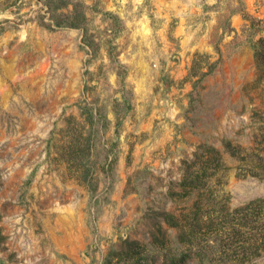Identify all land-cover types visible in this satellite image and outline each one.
<instances>
[{
    "label": "rangeland",
    "instance_id": "rangeland-1",
    "mask_svg": "<svg viewBox=\"0 0 264 264\" xmlns=\"http://www.w3.org/2000/svg\"><path fill=\"white\" fill-rule=\"evenodd\" d=\"M263 51L264 0H0V264H264Z\"/></svg>",
    "mask_w": 264,
    "mask_h": 264
},
{
    "label": "trees",
    "instance_id": "trees-1",
    "mask_svg": "<svg viewBox=\"0 0 264 264\" xmlns=\"http://www.w3.org/2000/svg\"><path fill=\"white\" fill-rule=\"evenodd\" d=\"M63 23L64 22H58V26H62ZM258 59H259L258 60L259 62L264 63V51L261 54H259ZM94 118H95V116H92V115H90L89 118H88V119H90V122L89 123L91 125H94L93 122H92ZM83 146L84 147L79 148L78 149L79 151L74 154L75 155V158H80V160H81L80 164L81 165L83 164L84 160H86V158L88 156V153H87L88 152V146L87 145H83ZM115 164H116V159H113L110 162H108V155L105 157V159L103 160V162H101V165H100L101 168H100V170H101L102 174L104 175V178L105 179H107L108 177L114 175V172H115ZM192 176L193 175L188 176L186 178V180L189 181L190 180V177H192ZM197 177H199V175L198 176H193L192 177V180H190L191 182H189V183H191V184L196 183L198 181V179H199V178L197 179ZM83 180H84V182L86 184H98V183H96V181L94 183V180L95 179H93V176L90 177L88 172H85ZM91 189L92 190H96V187L94 188V185H92L91 186ZM263 202H264V200L263 199H260L258 201L252 202L251 206H253V204H254L256 206L261 207V206L264 205V204H261ZM249 208H251L250 207V204L248 206H244L243 208H241L240 211L243 213V212H246L247 210H249ZM257 213H261L260 209L257 211ZM244 217H246V219L248 220V216L246 214H244ZM244 225L246 226V224H244ZM261 226H262L261 228H263V225H261ZM240 235H243V234H241V232H240ZM263 237H264V235H263ZM190 257H191V254H188V253H183V254H181L180 257L173 256L170 259V262L167 263V264H187V262L190 259ZM136 264H141V263L140 262H136Z\"/></svg>",
    "mask_w": 264,
    "mask_h": 264
}]
</instances>
